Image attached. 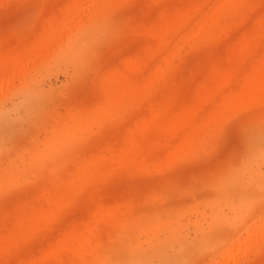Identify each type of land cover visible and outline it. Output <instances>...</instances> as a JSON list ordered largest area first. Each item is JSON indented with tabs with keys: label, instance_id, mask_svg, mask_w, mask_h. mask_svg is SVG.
Returning a JSON list of instances; mask_svg holds the SVG:
<instances>
[{
	"label": "rangeland",
	"instance_id": "1",
	"mask_svg": "<svg viewBox=\"0 0 264 264\" xmlns=\"http://www.w3.org/2000/svg\"><path fill=\"white\" fill-rule=\"evenodd\" d=\"M0 264H264V0H0Z\"/></svg>",
	"mask_w": 264,
	"mask_h": 264
}]
</instances>
